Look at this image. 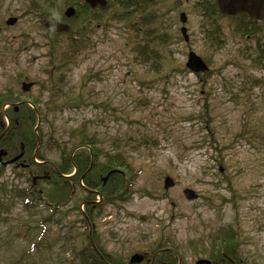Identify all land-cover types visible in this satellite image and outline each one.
I'll return each instance as SVG.
<instances>
[{
  "label": "rangeland",
  "instance_id": "rangeland-1",
  "mask_svg": "<svg viewBox=\"0 0 264 264\" xmlns=\"http://www.w3.org/2000/svg\"><path fill=\"white\" fill-rule=\"evenodd\" d=\"M211 3L164 0L147 10L148 19L154 21L149 28L167 40L158 46L164 57L159 73L133 64L128 49L133 32L123 22L97 28L90 37L92 49L78 55L65 72V83L58 87L65 96L57 92V101L49 102L50 91L41 86L49 81L43 42L47 36L37 33L36 11L29 10L24 0L0 1V90H19L20 81L34 84L27 94L40 100L38 128L43 132L46 161L59 159L50 135L69 148L76 139L71 138L73 130L84 124L88 132L98 133L97 146L115 149L116 145L136 170L128 199L102 204V215L94 220V230L107 252L126 258L163 234L178 244L184 263L194 264L198 258L187 242L233 223L243 233V254L250 262L264 264V144L260 139L264 136V89H254L249 99L238 92L241 82L262 74L243 53L257 39L264 41V27L256 35L247 36V27L235 32L238 23L214 11ZM110 12L120 10L114 7ZM179 12L187 15L188 43L180 34ZM10 16L18 18L13 27L3 23ZM211 27L219 31L216 39H225V43L211 55L210 75L182 71L189 51L210 56L204 39H209ZM230 83L237 98L231 99L235 96L223 91ZM55 103L58 106L52 108ZM8 109H3L5 114ZM205 111L220 135L239 133L245 120L253 133L248 139L245 134L230 151L225 171H219L213 149L200 129L204 120H185L191 113ZM3 170L0 264H77L72 250L81 246L86 228L75 207L79 203L83 211L84 192L75 185L72 200L58 213H51L46 200L37 199L32 201L34 206L25 207L13 191L28 190L29 172L18 166ZM165 176L174 180L168 190L163 189ZM40 188L49 189L44 182L36 183L35 190ZM185 188L193 189L198 199L186 201Z\"/></svg>",
  "mask_w": 264,
  "mask_h": 264
},
{
  "label": "trees",
  "instance_id": "trees-1",
  "mask_svg": "<svg viewBox=\"0 0 264 264\" xmlns=\"http://www.w3.org/2000/svg\"><path fill=\"white\" fill-rule=\"evenodd\" d=\"M164 0H117V5L120 7V12L110 16V20L121 21L123 20L125 26L129 31H132V39H128V49L131 53V61L134 65L145 67L149 73H159L163 67V55L160 52L158 46L165 45L167 40L163 39L161 35L154 32V29L149 28L154 23L153 20L148 19L149 12L147 10L156 6ZM136 14V15H133ZM85 18L79 19L76 22L75 35L55 34L43 39L44 46L47 48V73L49 75V81L41 84L44 89H49L50 96L49 102H56L58 97H55L60 84H64L66 80L65 72L70 64H72L78 55L87 52L92 49V40L87 36V30L84 25ZM243 27V28H242ZM237 25L236 31L246 29L245 26ZM248 29V27H247ZM256 33L261 29L259 27L252 28ZM90 33V32H89ZM219 31H213V28L208 30V38L204 39L210 49L209 57H201L208 65L209 70L204 74L196 75H210L212 66L211 55L217 53L225 43V39H216ZM64 34V33H61ZM213 38V39H211ZM103 42V40H102ZM156 44V45H154ZM242 54V51H241ZM243 57L250 61L253 68L262 73L259 76H251L246 82L239 84L238 92L245 95L246 98L254 89H264V41L257 39L255 47H247L243 53ZM147 71V72H148ZM182 71L187 72L186 68H182ZM55 75V79L53 78ZM20 80H18L19 82ZM227 84L229 82L227 81ZM224 85L223 91L227 94H232L237 98V94H233V84L230 83V87ZM60 88V87H59ZM63 97L65 92L59 93ZM21 93L14 88L7 87L4 90H0V133L4 131L3 114L1 113V106L4 103L15 104L21 101ZM29 101L32 105L30 107L27 104L21 103L18 106V110L15 112L14 107H10L7 113L10 126L6 130L5 134L0 140V147L3 148L8 154L16 153L22 154L23 158H28L32 166L37 167L38 171H47L50 175V180L56 181L55 185H59V188L51 186L52 190L43 195L37 192L34 188L32 181L29 179L28 190H14V197L18 200H22L25 207H31L35 205L37 199L46 200L52 202L48 205L51 213H58L59 209L65 206L68 201L72 199L71 187L69 186L70 180L78 182L80 175L87 172V177L84 178V183L88 188L94 189L99 187L100 192L104 197H110L108 202H124L128 199L127 193L131 181L135 178L136 170L133 168L130 157L120 150L116 145L105 148L97 146L99 143L98 133L96 131L90 133L86 130V126L82 124L79 128L73 130L71 138H76L72 145L68 148L66 142H60L52 135L51 144L52 147L58 152L59 159L53 163L57 169V173L67 175L70 174L73 168H76L77 172L71 177H60L56 175L54 169L46 164L34 163L33 156L39 161H45V156L42 154L43 147V132L40 128L35 129L39 116H42L41 109L39 107V99L33 98L28 95ZM249 99V98H247ZM58 105H54L52 108H56ZM205 107V108H204ZM203 108L206 110L207 105ZM206 113L195 114L191 113L185 117L187 121H194L196 118H200L203 121L200 129L204 133L205 139L213 149V159L215 163L219 165V171L222 169L225 171V158L228 157L230 151L234 150L235 145L239 142L240 138H244L248 133V137L253 135L249 132L248 122L245 120L242 123V130L236 134L224 133L220 135L217 129L211 126V115ZM206 119V120H205ZM206 121V123H205ZM205 124V126H203ZM253 131V130H252ZM264 144V136L260 137ZM40 142V147L37 149V143ZM146 142V141H145ZM153 144L157 145L158 142L153 140ZM37 149V150H36ZM221 169V170H220ZM109 175L108 181L105 185H101L99 177L105 176L109 171H113ZM118 170V172H117ZM3 167L0 163V178L3 176ZM46 181L48 184L51 181ZM231 192L232 188H230ZM8 193H11L9 190ZM88 194V193H87ZM86 195V194H85ZM89 195V194H88ZM87 195V196H88ZM234 195V194H233ZM30 196V201L27 197ZM86 199V198H85ZM33 201V202H32ZM224 202H228V199H224ZM79 203L76 205V210L81 216V222L84 224L86 231L82 233L81 246L78 249H73L77 264H107L100 259V255L94 251L89 241L88 222L93 227V218L102 215V205L93 207L92 205H85L84 212L79 208ZM67 216L66 213L62 214V218ZM71 240H75L76 237L69 236ZM243 233L239 231V228L233 223H227L222 226L213 228L210 232L196 238L190 239L186 246L191 248L193 254L197 258H207L214 264H258L256 260L248 258V255L243 254L242 241ZM92 239L96 244L101 254L106 257L109 264H125V260L116 253L106 252L104 247L100 244L98 235L92 230ZM178 244L170 236L163 234L160 238L152 240L149 245L142 251L144 254L148 253V257L145 258L141 264H150V259L154 253L161 250L156 254L153 264H187L181 258V254L178 252Z\"/></svg>",
  "mask_w": 264,
  "mask_h": 264
},
{
  "label": "water",
  "instance_id": "water-1",
  "mask_svg": "<svg viewBox=\"0 0 264 264\" xmlns=\"http://www.w3.org/2000/svg\"><path fill=\"white\" fill-rule=\"evenodd\" d=\"M91 7L96 5H100L101 7L105 6L104 0H85ZM219 9L222 13L228 15H237L239 13L247 14L252 18H261L264 17V0H217ZM73 14V9L68 8L65 11V16L69 17ZM15 19H9L7 23L12 24ZM181 23L185 22V15L180 14ZM67 26L63 24H57V31L67 30ZM185 28H181V33L185 41H187L185 35ZM185 66L191 72H205L207 70L206 64L202 61L200 57H198L195 53L189 52L187 55V61ZM31 83H22L21 90L23 92L28 91L31 88ZM174 185L173 180L170 177H165L163 181L164 189H169ZM183 195L186 200L191 201L197 198V194L195 191L186 188L183 190ZM140 260V256L134 254L130 258V263H136ZM195 264H211L207 260H198Z\"/></svg>",
  "mask_w": 264,
  "mask_h": 264
},
{
  "label": "flooded vegetation",
  "instance_id": "flooded-vegetation-1",
  "mask_svg": "<svg viewBox=\"0 0 264 264\" xmlns=\"http://www.w3.org/2000/svg\"><path fill=\"white\" fill-rule=\"evenodd\" d=\"M3 1V0H0ZM8 1V0H5ZM26 2H28L30 4V6L32 8L35 9H48V16H50L51 20L54 22H66L68 24H72L69 20L66 19H71V18H65L63 17L62 13H59V10L61 8H65L67 6H72L75 9V15L74 16H78L81 15L83 13V11L85 10V2L84 0H24ZM212 3L211 5L214 6V8H218L217 6V2L216 0H211ZM88 14H89V20L88 22H92L93 23V19L94 17L98 16L103 18V20L106 18L107 15V11L104 10H100L98 7L91 9L88 8ZM223 15V14H222ZM187 16V15H186ZM226 17V16H223ZM230 18H234L235 20H240L241 22H246L248 25L253 26V25H259V24H264V17L260 18V19H253V18H248V17H244V16H234V17H230ZM187 21V20H186ZM42 24L46 25L47 24V19H43L42 20ZM100 26L97 25V28H99ZM91 31V30H90ZM13 156L6 158V160L11 159ZM21 162H24V160H18L17 164H21Z\"/></svg>",
  "mask_w": 264,
  "mask_h": 264
}]
</instances>
